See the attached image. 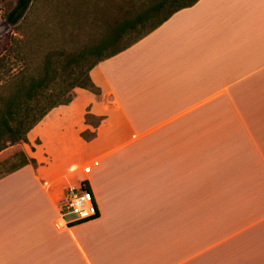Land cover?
Returning a JSON list of instances; mask_svg holds the SVG:
<instances>
[{
	"label": "crops",
	"instance_id": "0c3cea01",
	"mask_svg": "<svg viewBox=\"0 0 264 264\" xmlns=\"http://www.w3.org/2000/svg\"><path fill=\"white\" fill-rule=\"evenodd\" d=\"M90 74L0 151V264H264V0H198ZM82 179L99 215L61 224Z\"/></svg>",
	"mask_w": 264,
	"mask_h": 264
},
{
	"label": "trees",
	"instance_id": "16d2710c",
	"mask_svg": "<svg viewBox=\"0 0 264 264\" xmlns=\"http://www.w3.org/2000/svg\"><path fill=\"white\" fill-rule=\"evenodd\" d=\"M198 0H144L113 21L106 32L99 25L88 44L71 48L68 44L43 51L38 60L27 54L28 41L11 35L1 43L0 49V151L7 147L28 142V133L56 106L70 103L77 87L101 95L90 71L102 60L127 49L168 20L175 12L194 5ZM32 0H17L6 21L21 28ZM14 50L22 67L8 66V52ZM26 49V50H25ZM37 60V61H36ZM85 138L94 136L86 130ZM17 155V154H16ZM19 162L7 170H15L29 162L23 152ZM36 162L35 159H31Z\"/></svg>",
	"mask_w": 264,
	"mask_h": 264
},
{
	"label": "rangeland",
	"instance_id": "374dc122",
	"mask_svg": "<svg viewBox=\"0 0 264 264\" xmlns=\"http://www.w3.org/2000/svg\"><path fill=\"white\" fill-rule=\"evenodd\" d=\"M143 1L32 0L25 17L19 21L21 28H18L6 21L17 0H0V49L2 41L11 35L26 38L27 54L37 60L38 55L47 49L64 44L71 48L84 46L99 34V25L104 26L106 32L108 26L121 18L126 10L141 5ZM14 46L15 43H12L8 52V66L14 68L13 71L22 67ZM15 145L17 148L20 146L18 143Z\"/></svg>",
	"mask_w": 264,
	"mask_h": 264
},
{
	"label": "built area",
	"instance_id": "2783aa9c",
	"mask_svg": "<svg viewBox=\"0 0 264 264\" xmlns=\"http://www.w3.org/2000/svg\"><path fill=\"white\" fill-rule=\"evenodd\" d=\"M92 163L80 167H71L72 172L83 170L85 174L92 171ZM60 223L73 224L96 218L99 208L94 193L86 179L68 182L63 197L59 201Z\"/></svg>",
	"mask_w": 264,
	"mask_h": 264
}]
</instances>
